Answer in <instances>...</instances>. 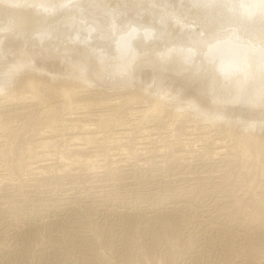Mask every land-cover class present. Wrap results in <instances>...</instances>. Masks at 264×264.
I'll return each mask as SVG.
<instances>
[{
    "label": "rangeland",
    "instance_id": "rangeland-1",
    "mask_svg": "<svg viewBox=\"0 0 264 264\" xmlns=\"http://www.w3.org/2000/svg\"><path fill=\"white\" fill-rule=\"evenodd\" d=\"M4 6L35 27H0V264H264V151L240 148L264 137L262 84L179 68L159 38L129 62L103 43L76 56L69 9ZM224 107L239 120L203 113Z\"/></svg>",
    "mask_w": 264,
    "mask_h": 264
},
{
    "label": "bare ground",
    "instance_id": "bare-ground-1",
    "mask_svg": "<svg viewBox=\"0 0 264 264\" xmlns=\"http://www.w3.org/2000/svg\"><path fill=\"white\" fill-rule=\"evenodd\" d=\"M52 1L54 2V0ZM97 1L98 0H55V2L51 4L48 2L47 3L42 2V0H0V2H2L0 3V6L2 5L4 6V4L6 6V4L7 5L9 4V5L17 6L16 8H18V6L25 7V10L27 9L26 7L28 8L31 7L32 10L37 11V13L33 11L37 15H40L39 14L40 11L41 13H45V11H47V13H45L44 16L45 15L49 16L52 14L51 11L53 10L51 9V11H49L48 7H54L55 5L57 7V10L61 11L59 12L61 14V17H63V14L65 15L63 11L69 9L70 12H73V17H75L74 19H77L76 21L78 22V24L75 23L74 26L73 23V27L72 26H71L72 28L70 27L71 29L70 28L68 29L67 26L66 29L63 27V30H65L64 33L69 35L68 38L69 40H74V41L77 40V43L75 44L70 43L71 46H69L68 45L69 40H65L64 42H66V44L64 43L65 47L63 48L64 49L63 51L65 50L67 51V49H70L71 51L74 52V53L72 52L74 55L75 53H77L76 56L78 55V52L79 53L84 52L83 50L84 44L86 46L89 45L90 48L93 47V52L97 54L96 47H100L99 44L101 45L103 43V45L104 44L110 45L109 47L111 49V52L113 51L111 54H113L114 57L129 62L128 60L132 57L131 55L133 54V52L135 50L138 51V47H140V49L141 46L147 48L148 46L145 45L146 43H148L147 45H149V43L152 41L157 42L155 39L159 38L160 40H162V47L167 48V46L169 45L172 46L171 50L167 49L166 53L169 54L168 56L171 55L173 57L175 56L171 60L176 62L177 63L176 66H178L179 68H188L190 65L197 63L200 66H203L204 68H208V70L212 72L213 77L216 76L215 77L216 79L217 78L218 80L221 79L224 82L228 81V83L232 82L233 85L234 84L241 85L243 83H245L246 85V83H248L249 81H253V82L258 81V83L262 84V87L259 91H257V89L253 90L252 95L255 96L258 95L259 93L260 95L264 96V33L262 36L255 35V33H257V31H260L261 28L262 30H264V0H122L121 3L118 2L117 0H103L100 1V3L102 2L101 5H99ZM5 6L4 9L7 7ZM4 9L3 12L4 11L6 12V10ZM7 10L9 11V13H11V15L12 13L18 11L17 9H15L16 10L15 12H10L13 10H9V8ZM1 13H0V27L2 28L3 26L2 29H4V25L8 24L5 23V20L8 21L9 19L6 18L8 17L6 16L8 12L5 14V16L2 15ZM55 13H53L54 16H57L55 15ZM17 15H19V12H17ZM17 15L13 14V16H10V18L12 20L15 19L16 21L17 20L19 21L21 17H18ZM41 15L42 16L39 17L43 18L42 20L44 21L47 20L46 19L47 17H43V14ZM39 17L38 19H40ZM30 18L29 19L32 22L33 18L32 17ZM23 19L21 18L22 20L21 23L22 24L27 23L28 19H25L24 23H23ZM12 20L11 22L9 20V22L13 23ZM40 20L38 21L37 19L34 20L32 25L34 26L36 23L42 24L41 22L43 21ZM54 20L56 22V20L58 19L54 17ZM66 20L69 21L68 19ZM18 21L17 23L20 25ZM3 22L5 24L1 25L3 24ZM65 22L66 21H64V23ZM28 23L26 25H28ZM29 24L31 29V23ZM40 24L38 25L40 26ZM26 25L24 26L26 27ZM51 25L58 26L60 25V23L57 25H53V24ZM24 26L22 27L25 32L21 31L22 33L25 34L23 35V38H25L26 35L27 36L31 35L29 33L30 29L29 28L26 29ZM60 26H62V23ZM10 27L8 26L7 28ZM27 27H29V25ZM47 27H48L47 29L46 27L44 29L46 30V32L40 31V28L39 29L35 28L36 30H38L36 32L37 35L36 40L38 39L41 42L46 41L45 38L49 33L48 31L50 30L51 32L53 30H51L50 28L52 29L54 28L51 26L50 27L47 26ZM21 28L20 29L15 28L12 30L16 32V29L20 31L22 30ZM57 28L58 30L57 29L56 30L58 34L60 28L59 27ZM25 29L29 31H26ZM5 32H7V29H5ZM26 32H28L29 35L26 34ZM61 32L63 33L62 30ZM73 32L74 34L72 37L71 34ZM52 33L55 32L53 31ZM2 35L5 36V33L2 32ZM2 35L1 37H3ZM6 36H9V34L8 35L6 34ZM30 37L31 36H29L28 39L32 42L33 39L31 40V38L35 36H32L31 38ZM93 37L96 38L95 43H90ZM97 37H101L102 41H98ZM10 38L12 39L13 37L9 36V38L7 37V40L12 42ZM5 39L6 38H4V40ZM87 39L88 41H86ZM59 40L63 41L62 38ZM9 41L6 42L5 40L4 42L5 46L3 45L4 43L2 44V42L1 45L6 47L7 44L10 45ZM9 45H7V47L4 50H6ZM12 45L13 44H11L10 46L13 47ZM47 45L48 47H50L48 43ZM158 47H160V45H158ZM45 48L46 47H44V49ZM77 48L81 49L82 51L78 50ZM5 53L6 52H4V54ZM98 56L100 57V55ZM4 60L5 61L2 62L6 63V59ZM146 61L143 62L145 63ZM143 62L135 63L134 65L136 64L139 65L140 63H141L140 65H143L144 64ZM4 65L5 64H3L2 66ZM140 65L138 67L134 66L135 69L136 68L139 69ZM5 68L8 69L10 72L13 71L12 70L13 68H11L10 66L8 67L5 66ZM2 70H0V72ZM16 76H20V74H17ZM0 77L3 76L0 75ZM177 85L179 84L177 83ZM254 85H256V83H254ZM251 86H253V84H251ZM260 86H258L257 88H260ZM254 103L258 104L259 106L260 104H263L259 102H254ZM221 106L223 105L221 104ZM259 110L256 109V111ZM204 112H206V114H208L210 117L216 115L217 117L224 118L227 121V123L230 122L233 123L235 122V120L238 121L239 119H237L238 118L237 115L240 113L239 111L236 110L235 112H232V110L231 112H228L226 107L223 108L221 113L215 112L214 110H212V108L203 111V113ZM261 116L263 117V114H261ZM262 125H264V123L261 124V126H259V129L264 128L262 127ZM248 137L247 140L245 137L243 140L241 139L242 141H240V148L242 146L244 153L245 151H250L251 150L250 147L264 151V137L256 136V135L253 137H249V138Z\"/></svg>",
    "mask_w": 264,
    "mask_h": 264
}]
</instances>
